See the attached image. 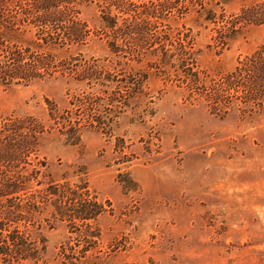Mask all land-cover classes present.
Returning a JSON list of instances; mask_svg holds the SVG:
<instances>
[{"label": "rangeland", "instance_id": "1", "mask_svg": "<svg viewBox=\"0 0 264 264\" xmlns=\"http://www.w3.org/2000/svg\"><path fill=\"white\" fill-rule=\"evenodd\" d=\"M104 1L3 43L46 71L0 87V264H264V0Z\"/></svg>", "mask_w": 264, "mask_h": 264}, {"label": "trees", "instance_id": "2", "mask_svg": "<svg viewBox=\"0 0 264 264\" xmlns=\"http://www.w3.org/2000/svg\"><path fill=\"white\" fill-rule=\"evenodd\" d=\"M111 1L112 0L104 1L105 8L100 11L101 15L99 18L102 22V28L104 30H108L109 32L113 30L116 31L115 33L122 32L125 35L136 33L140 40L146 39L147 36H149L148 38L154 37V35H150L152 32L150 29L152 24H145V27H149V29H145L143 24H141L143 21L141 15L149 18H155L157 15L158 17L162 16L163 19H166L167 15H170H163L162 12L164 10H161V16H159V11L156 12L154 9L152 11L147 10L144 12L145 14H143L141 10L137 8L133 9L134 5H132L131 9H124L119 3H114L116 6L115 9L119 12V14L125 15L127 19H129L127 24L118 26L117 17L111 15L112 11L109 8L111 7L109 3ZM94 2L95 0H0V56L3 54L4 50H6L5 54H14L16 59H18V61L14 60L15 63H5L0 61V87H11L12 85L32 82L37 78H41L44 75V70L46 71L41 60L33 59L32 62L31 60H27L29 58L25 59L24 54L18 51L12 53L11 50L8 51V49L3 46L4 42H16V38H18V36L23 33L21 32V27L22 29H27V32L32 31L36 36L38 35L39 31L48 26L49 28H47L49 30H63L62 34L66 36L64 37L62 35L61 37H56L54 39L50 38L49 41L46 42L48 43L47 45L60 46L67 44V41H73L83 45L84 43L80 39L82 31L81 29H78V25H70L63 28L57 26V22L59 21L61 23V21L65 20V14L71 11L68 6H74L75 10H77L76 13L79 14L78 6L83 4H92ZM11 6H18V9L20 10L18 12L23 14L21 20L19 19V21H17L16 19H9L11 18V13L13 12ZM127 7L129 8V5ZM183 8H186V6ZM167 10L168 12H171V7H167L165 12H167ZM188 10L189 9L187 8H177L176 15L179 17H184ZM208 20L209 15L204 18V21ZM25 26H27V28ZM110 52H114V50H110ZM149 53L152 55L156 54L155 51H151ZM144 55L145 54L143 53L142 57H144ZM4 124L6 123H4V121L0 118V147L5 146L2 143L3 141L8 143L6 146H11L10 142L14 141L15 138L18 137L16 134L12 133L6 132L7 134H3L4 131H6V125ZM21 137L23 139H27L28 137L34 143L38 142V139H41V137H38L37 135H31V137H29L25 134L21 135ZM2 156L4 157V155Z\"/></svg>", "mask_w": 264, "mask_h": 264}]
</instances>
